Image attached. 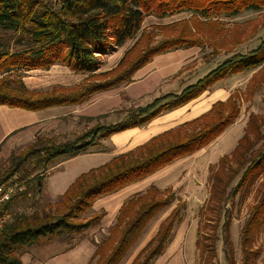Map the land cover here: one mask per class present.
Listing matches in <instances>:
<instances>
[{
	"label": "trees",
	"instance_id": "1",
	"mask_svg": "<svg viewBox=\"0 0 264 264\" xmlns=\"http://www.w3.org/2000/svg\"><path fill=\"white\" fill-rule=\"evenodd\" d=\"M263 9L264 0H0V105L38 111L83 104L97 93L132 82L135 73L158 55L181 48H203L207 42L215 44L217 38L226 34L224 18L247 10ZM182 12L192 15L142 31L139 41L125 53L115 68L97 72L105 56L137 36L147 15L164 18ZM236 26L238 32H233L235 44L239 43L242 32ZM5 32L17 35L19 42L24 44L23 48L11 52L9 38L3 34ZM161 33L162 38L155 40L154 37ZM227 42V39L221 42L222 47ZM58 63L75 73H88V76L73 86L55 85L50 90L40 91L29 89L23 80L14 75L18 70L49 69ZM261 65L264 66V40L246 54H232L181 92L166 93L144 106L130 109L117 122L105 124L98 121L75 138L62 142L55 137L38 134L19 154L11 153L9 168L0 170V186L18 173L25 179L41 168L47 171L50 164L61 158L87 153L93 146L100 145L102 139L129 128L144 126L161 114L188 104L229 75ZM239 117L238 94L232 93L225 101H216L200 116L82 173L56 202L48 203L46 208L35 209L31 213L14 212L13 219L0 232V264H24L20 257L22 249L40 244L43 239L82 234L98 225L104 212L84 217L97 199L207 147ZM258 119L252 116L246 127L248 129L252 125L257 136L260 127ZM248 133L245 129L234 149L222 155L216 165L210 166L211 191L205 226L210 224L215 233L223 220L229 264H235V258L230 239L233 216L226 208L227 203L230 198H244L264 174V141L253 150L256 143ZM31 161L33 171L26 167ZM44 179L45 175L37 176L35 184L15 194L8 206L12 209L19 197L25 198L34 190L33 186L36 191L42 192ZM260 195L241 229V264H256L260 253L254 248V241L264 228V184ZM170 208L155 235L131 262L154 264L165 253L187 209V202L180 200L172 188L162 190L155 184L135 193L122 205L115 224L109 234L97 243L95 254L88 264H123L152 221ZM200 236L196 241L200 255L205 263H213L217 255L215 240L218 236H214L210 244L204 240L211 239V234L200 231Z\"/></svg>",
	"mask_w": 264,
	"mask_h": 264
},
{
	"label": "rangeland",
	"instance_id": "2",
	"mask_svg": "<svg viewBox=\"0 0 264 264\" xmlns=\"http://www.w3.org/2000/svg\"><path fill=\"white\" fill-rule=\"evenodd\" d=\"M191 15L190 12H182L164 18L157 17L154 14L147 15L144 19L141 31L137 36L133 39H129L122 47L117 48L113 53L105 56L103 58L104 63L97 72H105L115 68L125 53L139 41L142 31L150 30L153 25H166L183 18H190ZM224 21L226 24L225 28L227 29L226 34L223 37L217 38L215 44L211 45L210 42H207L203 48L191 47L194 48L193 53L188 55V59L186 60H184V53L178 51L179 49L174 50V53H165L166 55L156 59L157 63L163 66L162 70H164V73H168L165 76L167 81L164 89H172L173 91L177 89V91H180L182 86L186 87V85L195 82L199 77H202L210 70L216 68L232 54L236 52L246 54L255 49L262 40H264V9L247 10L237 16L224 18ZM234 25H237L236 27H239V30L242 31L239 43L236 44L233 32L235 30L238 32V29L235 28ZM3 34L9 38L8 46L11 52L23 48L24 44L19 42L17 35H13L11 32H5ZM154 38L155 40L161 39L162 33ZM226 39L228 40L227 45L222 47L221 42H224ZM173 60L175 61L173 63L174 65L168 64ZM175 64L178 66L180 64L181 66L179 68L174 67ZM234 74L236 75H229L231 78H226H230L228 79L230 80L229 82L234 83L233 88L235 91L233 93L238 94V102L240 105V118L238 125L232 126L223 132L221 134L222 137H220V135L211 143V145L209 144V149H205V151H201L194 156L180 160L177 164L164 170L154 179V181H152V183L157 184L162 190L169 187L172 188L180 200L187 202V209L184 212L183 221L176 227L173 239L170 242L167 251L155 261V264H207L205 263L204 257L200 255V250L196 245V241L200 236V231L203 232V234H211V239H201V241L204 240L207 244L213 242L214 236H218V240H215L217 255L213 259V263L209 264H229L226 256L224 232L222 229L223 220L219 227H216L217 230L215 233L213 227L209 226L210 224L205 226L206 222L204 218L211 191L210 166L217 164L222 151H224L223 154L229 153L234 146L237 145L236 143H238L239 139H236V137L241 132L242 127L243 132L241 137L244 135L246 129L249 131L248 135H250V138L256 143L253 150H256V148H258L264 141V66L261 65L255 69H248ZM14 75L23 80L29 89L41 91L50 90L55 85L73 86L79 84L86 79L88 73H75L67 66L58 63L52 65L49 69L43 68L29 71L18 70L14 72ZM229 82L225 81L223 83ZM127 88L128 87L126 86H120V89L100 93L101 95H98L96 103L103 106L99 108V111L101 110L103 113L82 120H69L70 115L64 118L65 120L61 122L63 124L55 131V133L59 132V135H54V131L52 130H48L41 135L55 137L58 142L73 139L94 126L98 121L105 124L117 122L123 119L130 109L144 106L146 102L154 100L152 99L153 95L151 94L142 100L133 99L128 95ZM188 114V112H185L184 116L186 117ZM252 116L259 117L257 121L260 126L258 130L259 136L254 132L252 125L249 126L248 129L246 128L248 121ZM180 124L181 123H179V125ZM123 142L124 139L122 137H120V139H112V137H109L107 139H102L100 145L93 146L89 151H108L118 154L128 151L130 148L134 147L136 143L133 140V142H127L123 145ZM23 148V146L17 147L12 150V152L19 154ZM11 153L8 156L3 155L0 157V170H6L9 168L10 163L8 160ZM26 167L28 170L33 171V161L26 164ZM46 172L47 171H44L41 168L36 172H31L29 177L25 179L21 173H18L6 184L14 183L23 186L24 189H26V187L31 184H35L37 176H46ZM238 179L239 177L235 180L234 184ZM263 184L264 174L255 181L250 188V191L245 194L244 198L239 199V196L236 198H230L227 203L226 208L233 216L230 224V239L234 246L235 264H241L243 258L240 243L241 229L249 217L253 206L258 202L261 196L260 190ZM32 189L34 190H31L27 197H19L17 204L11 209L13 212L31 213L35 209H43L47 207L50 201L46 197V193L44 191H36L35 186H33ZM17 190L18 191H16L15 194L22 191L19 190V188ZM241 193H245L243 192V189ZM170 210L171 208L163 211L152 221L138 245L130 252L128 257L125 258L123 264H131L141 248L144 247L149 239L155 235L160 222ZM91 215L92 213H88V215H84V217L88 218ZM114 221L113 223H115ZM95 228L96 231L94 234L99 235V241L107 236L102 231V227H100L99 224ZM107 229L109 230V228ZM94 234L91 237L96 240ZM254 248L260 251L256 264H264V228L256 236ZM25 249L22 250L24 251Z\"/></svg>",
	"mask_w": 264,
	"mask_h": 264
},
{
	"label": "crops",
	"instance_id": "3",
	"mask_svg": "<svg viewBox=\"0 0 264 264\" xmlns=\"http://www.w3.org/2000/svg\"><path fill=\"white\" fill-rule=\"evenodd\" d=\"M193 49L194 48L179 49L178 51L184 53V60H186L188 59V55H191L193 53ZM169 53L174 52L172 51ZM166 54L154 57V59L150 63H148L135 73L132 82L120 85L121 87H128L127 92L131 98L142 100L143 98L151 94L153 95L152 99H155L156 97H159L160 95L166 93H179L182 91L185 86H182V89L180 91H177V89H175V91H173L172 89H164L166 87L165 83L167 81L165 76L168 73H164V70H162L163 66L157 63L156 59H159L161 56H164ZM174 62L175 61L173 60L168 64L172 65ZM176 65L177 64H175L174 67L179 68L181 66L180 64L179 66ZM230 78H225L219 81L210 89L206 90L198 98L192 100L184 106L161 114L144 126L129 128L127 130L115 133L110 137H112V139H120V137H122L124 139L123 145H125L127 142H133L134 140V142H136L135 146L130 148L129 150L134 149L138 145L147 142L153 136H156L168 129L174 128L178 126L179 123L187 120H192L207 112L216 101H225L231 95V93L235 91V89L233 88L234 83H231L229 82L230 80H228ZM197 80L195 82H197ZM225 81L229 83H223ZM120 86L100 93L120 89ZM100 93L95 94L89 101L83 104L55 106L38 111L0 105V157L3 155L8 156L12 152V150L16 149L17 147H25L35 140L36 135L44 134L48 130L54 131V135H59V132L55 133V131L59 126L63 124L61 122L65 120L64 118L70 115L71 116L69 117V120H82L103 113V111H99V108L103 106L96 103L98 95H101ZM149 102H146L145 104ZM185 112L189 113L186 117L184 116ZM239 118L233 125L229 126L228 128L237 126ZM242 132L243 127L241 128V132L238 134L236 139H240ZM220 137H222V135ZM210 145L200 149L190 156L176 160L172 164L165 166L152 175L140 181L132 183L115 193L97 199L92 209H90L88 213L94 214L104 212V216L101 219L99 226L102 227V231L106 235H108L109 230L115 224L113 223V221L115 220L114 222H116V218L120 208L132 195L144 191L150 185L155 184L152 183V181H154V179L159 176L164 170L177 164L182 159L194 156L201 151H205V149H209ZM223 153L224 151L221 152L220 157ZM115 155L117 154L108 151H89L72 158H61L57 162L55 161L56 163L54 162L49 166L44 179L42 191L46 193V197L48 198V200L51 203H54L66 192L69 186L76 180L79 175L89 171L92 168H96L106 163ZM88 213H86L85 215L87 216ZM96 226L89 228L82 234H64L50 240L43 239L42 243L34 244L26 248L24 251H21L20 257L22 259V262L24 264H88L95 254L97 243H100L99 235L94 234L96 231ZM107 228H109V230ZM93 234L96 240L91 237Z\"/></svg>",
	"mask_w": 264,
	"mask_h": 264
},
{
	"label": "built area",
	"instance_id": "4",
	"mask_svg": "<svg viewBox=\"0 0 264 264\" xmlns=\"http://www.w3.org/2000/svg\"><path fill=\"white\" fill-rule=\"evenodd\" d=\"M18 188L24 190L23 186L14 183L0 186V232L13 219L14 212L8 206V202L18 191Z\"/></svg>",
	"mask_w": 264,
	"mask_h": 264
}]
</instances>
